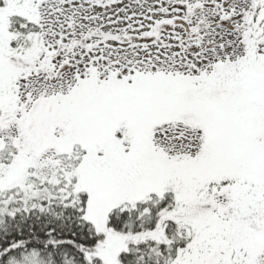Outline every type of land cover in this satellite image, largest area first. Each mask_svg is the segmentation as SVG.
<instances>
[{
    "label": "snow or ice",
    "instance_id": "1",
    "mask_svg": "<svg viewBox=\"0 0 264 264\" xmlns=\"http://www.w3.org/2000/svg\"><path fill=\"white\" fill-rule=\"evenodd\" d=\"M0 264H264V0H0Z\"/></svg>",
    "mask_w": 264,
    "mask_h": 264
}]
</instances>
